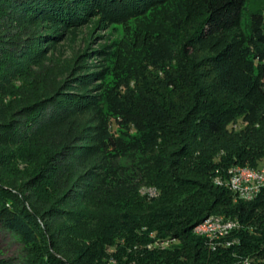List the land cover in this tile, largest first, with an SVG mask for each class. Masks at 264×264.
Masks as SVG:
<instances>
[{"label": "trees", "instance_id": "obj_1", "mask_svg": "<svg viewBox=\"0 0 264 264\" xmlns=\"http://www.w3.org/2000/svg\"><path fill=\"white\" fill-rule=\"evenodd\" d=\"M153 2L0 0V19L8 14L6 9L15 6L27 9L22 16L35 10L40 16L61 19L73 9L98 10L102 14L108 11L113 16L133 14ZM245 3L246 0H208L199 38L206 40L233 28ZM115 17L113 21L119 19ZM250 18L251 42L264 47V14L255 10ZM24 42L18 37L7 43L16 48ZM9 56L15 60V53L8 51ZM233 57L232 45L210 56L215 74V82L210 85L195 84V73L189 71L181 77L186 83L170 81L166 91L158 96L138 99L131 93L130 113L134 111L135 117L140 116L136 113L143 115L138 127L150 131L140 141L150 144L156 155L145 164L139 178L129 183L122 181L112 189L98 186L103 174L92 170L88 175L93 182L85 185L84 192L78 191L80 184L86 183L80 181L81 175L75 178L76 172L69 173L62 182L57 181V168L47 171L49 159L43 169L34 172L30 183L20 184L5 174L6 168H15L17 160L25 157V138L17 143L18 136L11 134L16 124L14 114L36 111L51 99L43 95L25 102L9 79L22 70L0 73V227L20 235L42 253L43 264H264L263 194L244 201L217 183L218 179L229 177L233 165L264 167V115L260 116L259 127L243 133L234 134L226 128L236 114L245 110L235 103L232 94L247 90L264 96V61L259 65L263 81L260 83L246 81ZM77 114L78 111L67 110L61 116ZM71 132L68 129L64 141ZM16 143L17 149H11ZM93 151L98 149L87 150ZM144 185L156 189L157 195L144 194ZM11 188L19 190L24 199ZM13 198L19 200L20 207L8 202ZM77 198L87 201L85 211L73 214L75 224L57 227L51 219L70 215L61 206ZM98 203L103 206L95 207ZM89 204L94 207L89 208ZM211 215L238 221L240 227L225 236L226 243L233 244L226 246L223 241L195 233L194 227ZM46 220L44 227L42 221Z\"/></svg>", "mask_w": 264, "mask_h": 264}, {"label": "rangeland", "instance_id": "obj_2", "mask_svg": "<svg viewBox=\"0 0 264 264\" xmlns=\"http://www.w3.org/2000/svg\"><path fill=\"white\" fill-rule=\"evenodd\" d=\"M150 1L154 2L133 14L113 16L108 11L102 14L98 10L73 9L61 19L40 16L35 10L22 16L27 9L5 8L9 12L0 19V73L22 70L9 79L25 102L43 95L51 99L36 111L14 114L16 124L11 134L18 136L17 143L25 138V157L17 160L15 168L5 169V174L11 175L8 177L20 184L30 183L34 172L43 169L49 159L47 171L57 168V181L66 180L71 172L77 173L75 178L81 175L80 181L86 184H80V192L93 182L88 175L92 170L103 174L98 186L116 188L122 181L139 178L145 164L156 155L150 144L140 141L150 131L138 127L143 115L130 113L131 93L138 99L158 96L170 81L186 83L181 77L189 71L195 73V84L210 85L215 82V74L209 58L228 45L234 48L233 59L245 80L263 82L259 65L264 61V47L251 42L250 17L255 10L264 14V0H246L236 25L206 40L199 37L208 0ZM115 16L117 21H113ZM18 37L26 41L22 46L8 45ZM8 51L15 53V60L8 57ZM231 98L245 110L236 114L226 128L238 134L259 127L264 96L245 90ZM67 110L78 114L62 118L61 113ZM68 129L72 132L64 141ZM17 143L11 149H17ZM90 149L98 152H87ZM45 150H50L47 155ZM11 189L23 197L19 190ZM18 201L8 200L20 207ZM86 205L87 201L77 198L61 206L70 215L61 214L51 220L57 227L75 224L73 214L85 211ZM102 206L98 203L95 207ZM41 255L20 235L0 227L2 264H43Z\"/></svg>", "mask_w": 264, "mask_h": 264}, {"label": "built area", "instance_id": "obj_3", "mask_svg": "<svg viewBox=\"0 0 264 264\" xmlns=\"http://www.w3.org/2000/svg\"><path fill=\"white\" fill-rule=\"evenodd\" d=\"M231 167H234L231 166ZM227 188H229L236 198H247L248 192H258L259 196L263 194L264 196V172H241L240 175L232 177L230 180H225ZM151 196L157 195V190L153 188V190H149L148 192ZM211 217L209 216L205 220L198 223L194 230H202L203 235L209 237L210 232L214 231H205V222L210 220ZM240 227L239 225H231L229 230H237ZM227 231H223V233H219L218 241H223L224 245L230 246L233 243H226L225 241V234ZM216 241V242H218ZM216 242H213L215 244Z\"/></svg>", "mask_w": 264, "mask_h": 264}, {"label": "bare ground", "instance_id": "obj_4", "mask_svg": "<svg viewBox=\"0 0 264 264\" xmlns=\"http://www.w3.org/2000/svg\"><path fill=\"white\" fill-rule=\"evenodd\" d=\"M249 171L264 172V167L252 168V167L241 166V165L234 166L231 169L229 177L227 179H218L217 183L227 187L226 182H223V181L230 180V179H232V177L240 175L241 172H249ZM149 190H153V188H145L142 190V192L145 194ZM257 196H259L258 192H248L247 198H237V199L244 200V201L245 200L250 201V200L256 198ZM210 217H211V219L207 220L205 222V231H214V232H210L209 237H207V236L203 235L202 230H194L197 235L204 236V237H207L209 239H219V233H223V231H227L225 234V236H226L232 231V230H229L230 224L231 225H239L238 221L231 219V218H227L223 215H211Z\"/></svg>", "mask_w": 264, "mask_h": 264}, {"label": "water", "instance_id": "obj_5", "mask_svg": "<svg viewBox=\"0 0 264 264\" xmlns=\"http://www.w3.org/2000/svg\"><path fill=\"white\" fill-rule=\"evenodd\" d=\"M205 219H206V218H205ZM205 219H204V220H205Z\"/></svg>", "mask_w": 264, "mask_h": 264}]
</instances>
